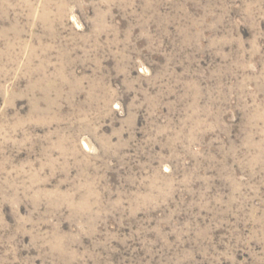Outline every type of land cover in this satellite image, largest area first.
I'll use <instances>...</instances> for the list:
<instances>
[{"label": "rangeland", "instance_id": "obj_1", "mask_svg": "<svg viewBox=\"0 0 264 264\" xmlns=\"http://www.w3.org/2000/svg\"><path fill=\"white\" fill-rule=\"evenodd\" d=\"M0 264H264V0H0Z\"/></svg>", "mask_w": 264, "mask_h": 264}]
</instances>
